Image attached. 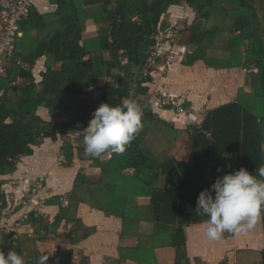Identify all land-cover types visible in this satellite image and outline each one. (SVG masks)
<instances>
[{"label": "trees", "instance_id": "obj_1", "mask_svg": "<svg viewBox=\"0 0 264 264\" xmlns=\"http://www.w3.org/2000/svg\"><path fill=\"white\" fill-rule=\"evenodd\" d=\"M51 1L56 6L51 20L34 6L30 9L20 25L24 34L15 53L22 66L8 62V76L0 78V176L14 171V159L30 155L33 146L45 138L55 139L58 132L66 138L60 147L65 166L75 158L96 168L98 176L78 170L68 208L60 210L53 225L73 220L79 203L121 218L122 236L137 235L138 224L146 220L153 232L149 247L137 246L141 256L137 264H154L151 242L159 238L175 249V264H180L185 256L184 227L206 219L195 212L199 193L225 173L244 167L255 174L264 166V25L258 12L263 14L264 0H239L236 5L226 0H186L196 17L182 34L187 45L182 64L203 60L217 70L255 67L248 81L258 110H247L235 100L209 110L199 124L183 130L144 108L149 79L142 75L153 34L167 27L165 15L180 0ZM88 21L97 30L87 37ZM42 56L47 62L37 80L32 70ZM18 77L21 80L13 83ZM100 77L105 83L97 92V107L131 98L144 115L142 130L122 154L104 153L97 159L84 154L86 132L75 145L70 138L76 130H85L96 109L81 106L77 96L95 88ZM40 107L51 116L67 113L70 119L46 122L37 113ZM184 133L190 142L189 160L174 154ZM139 197H148V204L139 205Z\"/></svg>", "mask_w": 264, "mask_h": 264}, {"label": "crops", "instance_id": "obj_2", "mask_svg": "<svg viewBox=\"0 0 264 264\" xmlns=\"http://www.w3.org/2000/svg\"><path fill=\"white\" fill-rule=\"evenodd\" d=\"M226 1L231 5L239 3V0ZM33 6L39 14L47 17V20L52 19L56 9L51 0H33ZM258 12L264 25V12L263 14L261 10ZM184 14L188 16L189 22L196 17L190 6L188 9L179 4L172 6L165 15L167 26L176 17ZM200 23L202 28L204 21L200 20ZM96 30L93 22L88 21L84 36L88 37ZM43 34L45 35L46 31ZM182 39L181 36L177 44L181 48L179 58L168 66L157 87L179 96L184 104H187L186 107L183 104L184 112L178 113L171 108L164 109L158 106L152 92L154 86L148 84H145L148 86V96L144 104L146 110L161 115L181 130L188 125L199 124L209 110L235 100L243 103L247 110L248 108L252 111L258 110V100L248 81V74L257 71L255 67L234 66L217 70L208 67L203 60H197L192 65H183L187 45L182 43ZM46 62L45 56L36 59L32 71L37 80L41 78L40 74L45 70ZM95 88L97 89V85ZM95 88L84 90L77 96V102L82 105L78 99L91 92L98 95ZM37 113L46 122L61 123L70 119L67 113L51 116L43 107H40ZM183 136L189 141L185 133L181 134L174 154L177 159L189 160L188 157H181L183 154L181 149L180 153L175 151ZM65 139L58 132L55 139H43L32 147L30 155H20L17 158L12 173L0 176L2 180L0 191L4 192L1 196L4 207L0 212V225L4 226L18 220L23 211L19 204L22 186L32 184L36 177L45 176L43 186L38 189L28 205V219L21 221L18 228L19 236L12 244L11 251L22 254L26 264L32 262L36 264L38 257L43 253L48 255L46 264H98L96 260L98 254L103 257L102 264H137L136 258L139 259L141 256L136 253V248L139 244L149 247L147 240L153 232V225L146 220H141L138 224L137 235L130 232L122 236L121 218L107 215L88 204L79 203L73 220L62 219L53 225L60 210L68 208L61 206L60 198L63 196L68 198L78 170L82 169L87 176L93 178L98 176V170L91 167L88 162H79L74 158L69 166H65V163L57 161V156L62 154L60 147ZM70 142L75 145L76 138L73 139L72 136ZM148 202V197L137 199L141 206L147 205ZM1 237L5 235L0 232V239L3 240ZM184 238L185 256L180 264H262L264 250L262 216L254 229L241 235L225 232L221 240H209L205 235L203 223L198 222L184 227ZM164 240L165 238H159L151 242L154 247V264H175V249L163 244Z\"/></svg>", "mask_w": 264, "mask_h": 264}, {"label": "clouds", "instance_id": "obj_3", "mask_svg": "<svg viewBox=\"0 0 264 264\" xmlns=\"http://www.w3.org/2000/svg\"><path fill=\"white\" fill-rule=\"evenodd\" d=\"M143 115L141 105L131 98L117 105L101 103L85 128L84 154L97 159L104 153L122 154L142 130ZM195 212L206 217L202 223L209 240L219 241L225 232L241 235L254 229L264 214V166L255 174L240 167L218 176L199 193ZM47 260L48 255L43 253L36 264H46ZM96 260L102 264L103 257L98 254ZM0 264L26 262L16 251L7 255L0 251Z\"/></svg>", "mask_w": 264, "mask_h": 264}, {"label": "built area", "instance_id": "obj_4", "mask_svg": "<svg viewBox=\"0 0 264 264\" xmlns=\"http://www.w3.org/2000/svg\"><path fill=\"white\" fill-rule=\"evenodd\" d=\"M179 5L184 9L189 8L186 0H180ZM32 7L33 0H0V78L8 76V62L14 60L16 66H22L20 58L15 57V53L23 36L20 25L27 19ZM188 24V16L184 14L176 17L164 30H156L153 34L154 45L142 67V75L149 79L146 84L154 86L152 92L157 99L158 106L164 109L171 108L178 113L184 112V101L179 96L157 87V83L166 74L168 66L179 58L181 48L177 44ZM165 46L167 49H164ZM20 80L18 77L13 83ZM84 133L85 130H76L73 133V139ZM17 158L13 160V164L16 163ZM57 161L59 163L67 162L63 153L57 156ZM44 180L45 176H39L33 180L32 184L22 186L19 201L23 208L21 215L11 225H0V232L6 237L5 247L2 250L5 255L11 251L12 244L18 239V228L21 221L28 219V205L32 202L38 189L43 186ZM3 194L4 192L0 191V212L4 207V200L1 197ZM60 202L63 208L69 205V199L66 196L61 197Z\"/></svg>", "mask_w": 264, "mask_h": 264}, {"label": "rangeland", "instance_id": "obj_5", "mask_svg": "<svg viewBox=\"0 0 264 264\" xmlns=\"http://www.w3.org/2000/svg\"><path fill=\"white\" fill-rule=\"evenodd\" d=\"M105 83V79L104 78H98L97 81V92L98 90L104 85ZM97 95H94L92 92L87 94L85 97H81L78 100L81 101V106L83 107H93V108H97ZM56 116V115H54ZM179 144V143H178ZM180 149L183 152V154L181 155L182 158H190L191 152H190V144L189 141H187L186 137L183 136L182 141L180 142L179 146L177 147V149L175 150L176 153H180Z\"/></svg>", "mask_w": 264, "mask_h": 264}]
</instances>
